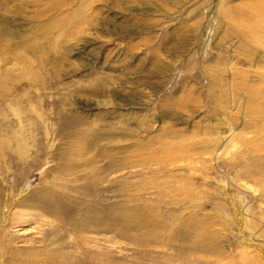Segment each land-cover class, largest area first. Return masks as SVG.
I'll use <instances>...</instances> for the list:
<instances>
[{
	"label": "rangeland",
	"instance_id": "obj_1",
	"mask_svg": "<svg viewBox=\"0 0 264 264\" xmlns=\"http://www.w3.org/2000/svg\"><path fill=\"white\" fill-rule=\"evenodd\" d=\"M0 264H264V0H0Z\"/></svg>",
	"mask_w": 264,
	"mask_h": 264
},
{
	"label": "bare ground",
	"instance_id": "obj_2",
	"mask_svg": "<svg viewBox=\"0 0 264 264\" xmlns=\"http://www.w3.org/2000/svg\"><path fill=\"white\" fill-rule=\"evenodd\" d=\"M208 250V249H207ZM210 252V251H209ZM257 261V260H256ZM257 263H258V261H257Z\"/></svg>",
	"mask_w": 264,
	"mask_h": 264
}]
</instances>
